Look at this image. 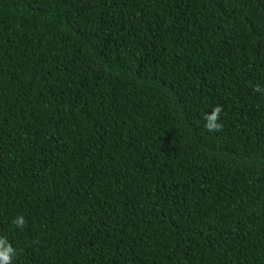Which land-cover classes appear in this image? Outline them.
<instances>
[{"label": "trees", "instance_id": "obj_1", "mask_svg": "<svg viewBox=\"0 0 264 264\" xmlns=\"http://www.w3.org/2000/svg\"><path fill=\"white\" fill-rule=\"evenodd\" d=\"M256 86L264 0H0L13 264H264Z\"/></svg>", "mask_w": 264, "mask_h": 264}, {"label": "clouds", "instance_id": "obj_2", "mask_svg": "<svg viewBox=\"0 0 264 264\" xmlns=\"http://www.w3.org/2000/svg\"><path fill=\"white\" fill-rule=\"evenodd\" d=\"M256 91L264 92V89L256 86ZM223 112L222 105H216L210 111L205 113L203 119L205 121L204 128L209 133L222 132L223 123L221 120V113ZM12 223L17 228H23L26 226V220L24 216H17ZM17 249L12 246L8 239L4 236H0V264H13L14 258L17 256Z\"/></svg>", "mask_w": 264, "mask_h": 264}]
</instances>
